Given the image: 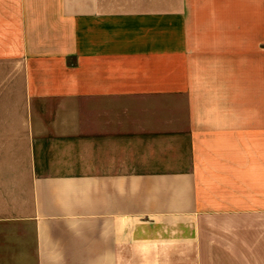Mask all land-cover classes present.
I'll return each instance as SVG.
<instances>
[{"label":"crops","instance_id":"obj_1","mask_svg":"<svg viewBox=\"0 0 264 264\" xmlns=\"http://www.w3.org/2000/svg\"><path fill=\"white\" fill-rule=\"evenodd\" d=\"M0 264H264V0H0Z\"/></svg>","mask_w":264,"mask_h":264}]
</instances>
